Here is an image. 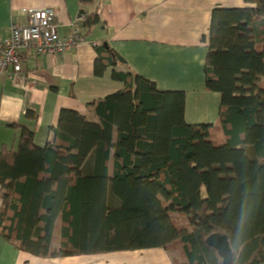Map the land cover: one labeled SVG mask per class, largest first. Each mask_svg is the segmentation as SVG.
I'll use <instances>...</instances> for the list:
<instances>
[{
	"label": "trees",
	"instance_id": "obj_1",
	"mask_svg": "<svg viewBox=\"0 0 264 264\" xmlns=\"http://www.w3.org/2000/svg\"><path fill=\"white\" fill-rule=\"evenodd\" d=\"M79 16L86 29L101 23L97 8ZM207 47L225 142L185 121L182 90L114 71L124 87L88 103L98 122L62 108L51 142L21 125L16 147L2 146L0 236L41 258L163 247L175 264H223L205 241L222 232L230 264H264V0L213 7ZM96 49L95 75L125 61Z\"/></svg>",
	"mask_w": 264,
	"mask_h": 264
},
{
	"label": "crops",
	"instance_id": "obj_2",
	"mask_svg": "<svg viewBox=\"0 0 264 264\" xmlns=\"http://www.w3.org/2000/svg\"><path fill=\"white\" fill-rule=\"evenodd\" d=\"M242 4L243 0H95L82 5L78 0H0V38L9 34L12 24H25L30 10L42 7L55 9L61 36L67 35L75 23L85 38L63 53L22 51L21 71L0 74V153L4 145L16 147L21 125L34 131L37 144L51 142L53 132L49 127L56 124L62 108L98 122L95 105L88 103L124 87L113 77L114 71L137 73L153 81L159 90H182L185 121L211 124L212 140L216 144L225 142L218 122L220 95L205 88L204 62L212 8ZM82 8H97L101 23L89 29L81 27ZM103 42L125 61L108 66L98 76L94 74V61L96 48ZM29 110L35 112V119L32 113L27 114ZM90 166L88 157L85 169ZM177 259L178 251L163 247L41 258L19 250L0 236V264H175Z\"/></svg>",
	"mask_w": 264,
	"mask_h": 264
},
{
	"label": "built area",
	"instance_id": "obj_3",
	"mask_svg": "<svg viewBox=\"0 0 264 264\" xmlns=\"http://www.w3.org/2000/svg\"><path fill=\"white\" fill-rule=\"evenodd\" d=\"M55 16L56 12L52 7L32 9L25 24L10 26L9 34L0 38V74L21 71L22 51L53 55L70 51L85 41L75 23L71 24V31L67 35L61 36ZM82 18L83 16H79V19ZM92 44L96 45L95 42Z\"/></svg>",
	"mask_w": 264,
	"mask_h": 264
},
{
	"label": "water",
	"instance_id": "obj_4",
	"mask_svg": "<svg viewBox=\"0 0 264 264\" xmlns=\"http://www.w3.org/2000/svg\"><path fill=\"white\" fill-rule=\"evenodd\" d=\"M103 45H107V43L103 42ZM205 241L217 251L223 264H230L232 262L233 251L228 236L225 233L213 232L206 237Z\"/></svg>",
	"mask_w": 264,
	"mask_h": 264
},
{
	"label": "rangeland",
	"instance_id": "obj_5",
	"mask_svg": "<svg viewBox=\"0 0 264 264\" xmlns=\"http://www.w3.org/2000/svg\"><path fill=\"white\" fill-rule=\"evenodd\" d=\"M177 218H178L179 221H181V220H180V219H181L180 216H177ZM172 251H174V250H172ZM177 261H178V263H180V260H179V259H177Z\"/></svg>",
	"mask_w": 264,
	"mask_h": 264
}]
</instances>
